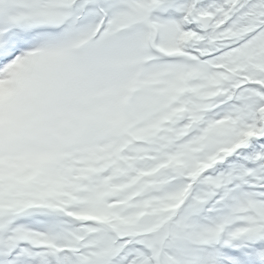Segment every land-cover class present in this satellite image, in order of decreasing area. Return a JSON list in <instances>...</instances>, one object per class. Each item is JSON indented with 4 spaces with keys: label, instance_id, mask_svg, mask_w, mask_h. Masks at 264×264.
I'll return each instance as SVG.
<instances>
[{
    "label": "snow or ice",
    "instance_id": "6c2138e0",
    "mask_svg": "<svg viewBox=\"0 0 264 264\" xmlns=\"http://www.w3.org/2000/svg\"><path fill=\"white\" fill-rule=\"evenodd\" d=\"M0 264H264V0H0Z\"/></svg>",
    "mask_w": 264,
    "mask_h": 264
}]
</instances>
